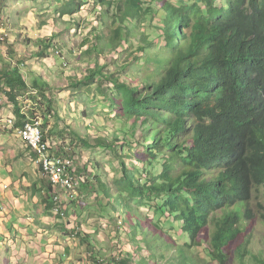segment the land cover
I'll list each match as a JSON object with an SVG mask.
<instances>
[{
    "label": "trees",
    "instance_id": "16d2710c",
    "mask_svg": "<svg viewBox=\"0 0 264 264\" xmlns=\"http://www.w3.org/2000/svg\"><path fill=\"white\" fill-rule=\"evenodd\" d=\"M94 3L107 14L112 10L114 24H121L114 29L107 26L106 32L86 39L84 47L94 38L90 51L97 58L104 53L108 32L110 48L118 51L116 46L122 39L126 40L148 17L160 24L164 41L158 53L145 55L152 67L144 82L122 83L116 72L97 65L88 70L84 80L71 86L91 89L108 82L116 94L101 88L102 98L111 101L119 117L134 120L135 129L140 123L143 131L140 148L133 153L125 151L124 144L120 148L105 138H96V147L109 144L113 149L122 172L112 186L95 176L100 186L98 194L103 193L108 200L104 205V200L98 199L101 208L106 206L107 213L121 210L118 218L128 230L125 237L132 242L138 226L160 235L166 248L161 256L159 250L153 257L161 264H201L190 252L201 246L211 261L229 264L233 245L256 219L251 205L254 192L264 187V0ZM58 5L61 16H73L86 2L61 0ZM140 50L143 53L149 48ZM0 84V92L13 107L15 128L26 118L36 119L38 111L46 124L49 119H59L53 109L52 90L37 84L28 87L18 67L4 65ZM27 94L32 104L29 114L20 107L21 96ZM65 133L78 135L79 141L87 144L67 125L60 132L64 137ZM120 139L123 137L115 142ZM155 162L157 166L152 168ZM138 163H143L142 169ZM45 185V207H56L57 190L49 182ZM140 207L152 210V214L142 216ZM164 227L176 231L183 244L177 245ZM93 244L89 245L91 258L94 264H100L101 256L94 260L98 250ZM143 246L136 248L143 251L147 245ZM174 247L183 249L178 258L171 255ZM143 253L146 259L148 253ZM237 253L242 260L245 253ZM129 256L120 258L119 264H128ZM253 257L264 264V260ZM148 264L154 263L148 260Z\"/></svg>",
    "mask_w": 264,
    "mask_h": 264
},
{
    "label": "rangeland",
    "instance_id": "374dc122",
    "mask_svg": "<svg viewBox=\"0 0 264 264\" xmlns=\"http://www.w3.org/2000/svg\"><path fill=\"white\" fill-rule=\"evenodd\" d=\"M83 1L86 5L78 14L61 16L58 5L61 0H0V25L11 35L10 40L0 48V69L4 65L11 68L18 67L28 87L37 84L42 88L48 87V90L53 92V109H56L59 119H49L46 124L40 111L35 114L40 125H43L42 128L45 129L47 126L45 137L50 139L49 142L55 152L61 155L66 154L64 156L70 157L73 161L75 168L73 174L79 181L77 190L73 193L76 200L69 194L60 193L61 205L68 209L67 219L75 218L77 215L80 220L82 214L86 213L91 223L100 222L97 226L98 231L92 235L97 240L96 248L100 251L93 256L94 260L101 256L103 261L100 260V264H119L118 260L129 254L131 256L128 257V264H148V260H152L154 264H161L160 259L153 257V255L157 256L156 252L159 250L161 256L163 249L166 248L161 244L164 240L160 235L144 231L138 226L136 234L131 232L135 242L130 241L126 238L127 236L125 237L128 232L126 226L118 218L119 215L121 216V210L112 209L111 213H107L110 211H107L106 206L101 208L102 205L98 202V199H103V204L106 205L108 200L103 193L98 194L100 186L96 177L112 186L122 176V172L119 159L115 156L113 149H109V144H106V148L104 145L96 147V138H105L107 143L112 141L115 143L112 146L120 148L121 144H124L125 151L130 150L133 153L135 149L140 148L142 141L143 131L140 123L136 124L135 129L134 120L119 117L116 109L110 106L111 101H105L102 98L101 88L105 90L107 87L109 93L116 94L115 89L109 87L108 82H106L107 86L106 84L100 88L93 86L91 89L71 86L84 80L88 70L94 69L97 65L99 68H107V71L116 72L122 83L144 82L145 74L149 73L152 67V64L146 62V53L155 55L164 45L162 27L148 17L145 23L133 29L130 35L128 34L126 40L122 39L116 46L119 48L118 51L110 48L108 32L105 36L107 38L104 43L105 50L99 59L93 50L90 51L91 46L94 45V38L92 43L84 47L86 39L97 36L103 31L106 32L107 26L114 29L121 24L119 22L114 24L112 10L110 14H107L102 6L94 3V0ZM169 1L178 3L184 0ZM143 47L149 50L140 52ZM44 90L45 95H48V91ZM21 99L20 107L28 113V108L32 105L31 99L28 94L21 96ZM40 106L43 108L45 105ZM12 110L13 107L6 94L1 91L0 157L20 158L34 172L36 171L35 156H30L21 138L14 132L15 127L9 126V120L13 118ZM66 125L77 131L87 144L80 142L78 135L65 133V137L61 136L60 132ZM121 136L123 140L120 139V142L116 143L115 139ZM17 151H21V156ZM26 156L29 159L27 161ZM126 159V162H130L128 158ZM18 161L19 159L15 161L16 165ZM137 166L142 169L143 163H138ZM156 166L157 162L152 168ZM82 183L85 184L82 185ZM114 191L112 194L115 193ZM37 204L36 207H40V202ZM251 205L255 209L256 219L233 245L229 264H258L254 255L259 260H264V187L256 188ZM139 209L142 216L152 214V210H147L146 207ZM94 224L89 226L93 228ZM118 225L121 226L122 231L118 229ZM164 230L171 233L177 245L183 244L182 238L176 231L168 227H164ZM142 243L147 245L143 251L140 250L144 247ZM151 243L152 246H149ZM139 245L141 248L137 249ZM201 247H193L190 252L199 259L201 264H218L216 261H211L207 254L203 253L204 247ZM83 249L85 250V244ZM179 250L183 251L180 247H174L171 255L174 258L180 257ZM237 251L241 254L245 253L242 260L239 259ZM143 252L148 253L144 256L146 259L142 257ZM89 254H91L90 251ZM91 257L92 254L89 258L91 264H94ZM0 261V264H15L6 252L4 258L0 256Z\"/></svg>",
    "mask_w": 264,
    "mask_h": 264
},
{
    "label": "crops",
    "instance_id": "0c3cea01",
    "mask_svg": "<svg viewBox=\"0 0 264 264\" xmlns=\"http://www.w3.org/2000/svg\"><path fill=\"white\" fill-rule=\"evenodd\" d=\"M29 170L20 158L0 157V256L4 258L6 252L15 264H91L89 245L100 222L91 223L86 213L80 220L77 215L57 217L51 207H45L47 182L37 167L34 172ZM38 202L40 207H36ZM78 230L91 236L86 237L85 250L84 242L75 235Z\"/></svg>",
    "mask_w": 264,
    "mask_h": 264
},
{
    "label": "built area",
    "instance_id": "2783aa9c",
    "mask_svg": "<svg viewBox=\"0 0 264 264\" xmlns=\"http://www.w3.org/2000/svg\"><path fill=\"white\" fill-rule=\"evenodd\" d=\"M7 37V32L0 28V43L4 42ZM12 120L13 118L9 120V124L13 122ZM18 135L28 146L33 147L39 154V163L43 167L44 176L49 178L53 184L73 190L72 179L67 175L70 161L54 158L49 155L48 145L43 142L38 123H26L25 126L18 131Z\"/></svg>",
    "mask_w": 264,
    "mask_h": 264
},
{
    "label": "clouds",
    "instance_id": "9594fccd",
    "mask_svg": "<svg viewBox=\"0 0 264 264\" xmlns=\"http://www.w3.org/2000/svg\"><path fill=\"white\" fill-rule=\"evenodd\" d=\"M0 28H2V29H4L6 32H7V30L3 27V26H1L0 25ZM7 34H8V37H7V39L4 41V42H2V43H0V48H2L4 45H5V43H7L9 40H10V37H11V35L7 32ZM25 111V110H24ZM12 117H13V122L11 123V124H9V126L10 127H14V121H15V116L13 115V112H12ZM26 123H30V124H35V123H38V126L40 127V131H41V134H42V139H43V142L45 143V144H47L48 145V153H49V155L51 156V157H54V158H60V159H63V160H67V161H70V166H69V168H68V170H67V175L69 176V178H71L72 179V182H73V190H69L68 188H65V187H61V186H59V185H56V184H53L52 182H51V180L49 179V178H47L46 176H44V173H43V167H42V165L39 163V154L37 153V151H35L34 149H33V147H31V146H28L22 139V142H23V144L25 145V147H26V150H29V151H31V153L33 154V155H35L36 156V158H35V161H34V164H35V166L39 169V171H40V173H41V175H42V177L45 179V181L48 183H50V185H52L56 190H57V194H58V197H55V200H57L58 201V204H57V206L56 207H53V208H51V209H53L52 210V212H53V214H55L57 217H60V218H63V219H67V208L66 207H63L61 204H62V202H61V196H60V193H64L65 195H70V197L72 198V199H75V195L73 194V193H75L76 192V190H77V186H78V179L74 176V174H73V172L75 171V168H74V165H73V161H72V159L70 158V157H64L63 155H60V154H57L56 152H55V149H53L52 148V144L49 142V140L50 139H46V137H45V132H44V129L42 128L43 127V125H40V123L38 122V119L36 118V119H33V120H31V119H29V118H26L24 121H23V123H22V125L19 127V128H15V130H14V132L16 133V134H18V131L19 130H21L24 126H25V124ZM19 136V135H18ZM20 137V136H19ZM56 148V147H55ZM72 169H73V172H72ZM71 170V171H70ZM49 185V184H48ZM100 224V223H99ZM98 226V225H97ZM77 230V229H76ZM85 231H76V234L75 235H78L79 236V238L82 240V242H84V244H85V247H86V237L87 236H90L87 232H85ZM81 233H84L85 235H81ZM76 237V236H75ZM91 237V236H90ZM93 242H95L96 244H97V240H95L94 238L92 239L91 238V243H93ZM96 244H95V247H97L96 246ZM94 245V244H93ZM98 252H100V251H98ZM89 255H91V254H89ZM107 264V263H106Z\"/></svg>",
    "mask_w": 264,
    "mask_h": 264
}]
</instances>
